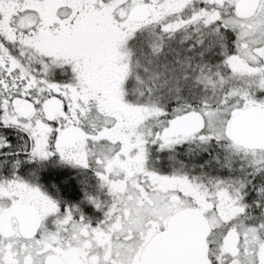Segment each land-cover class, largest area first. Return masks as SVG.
<instances>
[{
    "label": "snow or ice",
    "instance_id": "obj_1",
    "mask_svg": "<svg viewBox=\"0 0 264 264\" xmlns=\"http://www.w3.org/2000/svg\"><path fill=\"white\" fill-rule=\"evenodd\" d=\"M0 264H264V0H0Z\"/></svg>",
    "mask_w": 264,
    "mask_h": 264
}]
</instances>
